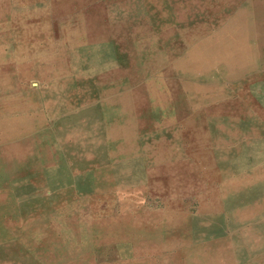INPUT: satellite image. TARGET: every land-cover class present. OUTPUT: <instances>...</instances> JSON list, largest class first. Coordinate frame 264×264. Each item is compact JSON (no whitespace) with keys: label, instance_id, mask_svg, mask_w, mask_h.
I'll return each mask as SVG.
<instances>
[{"label":"rangeland","instance_id":"1","mask_svg":"<svg viewBox=\"0 0 264 264\" xmlns=\"http://www.w3.org/2000/svg\"><path fill=\"white\" fill-rule=\"evenodd\" d=\"M0 121V264H264V0H0Z\"/></svg>","mask_w":264,"mask_h":264},{"label":"bare ground","instance_id":"2","mask_svg":"<svg viewBox=\"0 0 264 264\" xmlns=\"http://www.w3.org/2000/svg\"><path fill=\"white\" fill-rule=\"evenodd\" d=\"M1 122V121H0ZM32 126L30 123L27 122H22L21 127L17 130V131H8V132H12L9 135H7L5 137V139L7 140L10 136H14V135H21L23 141H21L20 143L21 146H17V147H13L11 148L12 150L15 151H22L23 156L25 155H30L31 153H33V147L30 145H25V141L26 140H31L28 138H25L26 133H28L29 131L32 130ZM9 157H12L10 151L8 150L7 153H3L0 154V175H2L3 180H1V186L6 188L7 185H9V179L10 178H14L17 174H19V171L21 170V166L15 168L14 165H10L12 159H10ZM5 163V164H4ZM25 168V166H24ZM4 196V194H2L0 196V199H2V197Z\"/></svg>","mask_w":264,"mask_h":264}]
</instances>
